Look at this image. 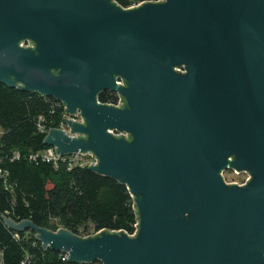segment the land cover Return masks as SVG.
Instances as JSON below:
<instances>
[{
  "label": "water",
  "instance_id": "water-1",
  "mask_svg": "<svg viewBox=\"0 0 264 264\" xmlns=\"http://www.w3.org/2000/svg\"><path fill=\"white\" fill-rule=\"evenodd\" d=\"M0 82L81 115L44 143L92 154L139 215L135 235L8 228L81 264H264V0H0Z\"/></svg>",
  "mask_w": 264,
  "mask_h": 264
},
{
  "label": "trees",
  "instance_id": "trees-1",
  "mask_svg": "<svg viewBox=\"0 0 264 264\" xmlns=\"http://www.w3.org/2000/svg\"><path fill=\"white\" fill-rule=\"evenodd\" d=\"M128 8L133 3L157 0H115ZM107 102L105 97H102ZM57 100L11 88L0 82V264H81L63 259V252L42 247L34 231H14L4 217L29 219L40 227L60 222L73 233L90 235L105 229L136 233L139 215L126 184L98 174L88 166L55 167L32 154L49 148L47 132L63 120ZM19 155V156H17ZM100 262V261H96ZM102 263V262H101Z\"/></svg>",
  "mask_w": 264,
  "mask_h": 264
},
{
  "label": "built area",
  "instance_id": "built-area-1",
  "mask_svg": "<svg viewBox=\"0 0 264 264\" xmlns=\"http://www.w3.org/2000/svg\"><path fill=\"white\" fill-rule=\"evenodd\" d=\"M157 1H160V0H157ZM24 45H29V43H26ZM119 83L124 84V82L122 80H120ZM106 103L107 104H111V105L120 106L121 105V98L117 102H113L112 100H108ZM56 107L59 108V109H62V114H63L62 115L63 116V120H62V122H61V124H60V126L58 128H62L64 130L70 132V128H69V126L67 125V123L65 122V119H64V118H67V117H72L73 120H75V121L76 120H79V121H82V122L84 121V119H83V117L81 115L69 116L66 113V110H65L66 106L63 104V102L57 100ZM39 128L43 132L45 131V132L48 133V131H49L48 129L45 128V126H43L41 124H39ZM2 134H3V130L0 128V137L2 136ZM84 155H87V154L77 153V154H73L71 156H61V155L57 154L56 149L54 147H49V148H47L46 150H44L42 152H38L36 154H32L30 156V158L33 159V160H37L38 158H41L43 161L51 163L55 167H59L60 164H65L68 167V169H71L74 166H89V165H91L93 163H97V159L92 154L89 153L88 155H91L94 158V161L92 163H90V164L85 165L83 162H81V157L84 156ZM17 156H19V155H17ZM237 173H241V172H237ZM0 175H6V172H3V170L1 168H0ZM248 179H250V175L249 174H248L247 180ZM247 180L245 181V183H247ZM227 183H230V182H227ZM135 234L136 233H134L132 235H135ZM86 236H88V235H86ZM63 256H64L63 257L64 260H68V258H69V254L68 253L63 252Z\"/></svg>",
  "mask_w": 264,
  "mask_h": 264
},
{
  "label": "rangeland",
  "instance_id": "rangeland-1",
  "mask_svg": "<svg viewBox=\"0 0 264 264\" xmlns=\"http://www.w3.org/2000/svg\"><path fill=\"white\" fill-rule=\"evenodd\" d=\"M139 3H133L131 6L138 5ZM94 161V158L91 155H84L81 157V162H83L85 165L90 164ZM224 178L227 182H234V181H246L248 178V174L246 172L237 173L233 170H226L224 173ZM52 228L54 230H58L60 228H65L60 222H57L55 220L51 221ZM94 228L89 229L90 234H94ZM93 264H102L101 262H95Z\"/></svg>",
  "mask_w": 264,
  "mask_h": 264
},
{
  "label": "flooded vegetation",
  "instance_id": "flooded-vegetation-1",
  "mask_svg": "<svg viewBox=\"0 0 264 264\" xmlns=\"http://www.w3.org/2000/svg\"><path fill=\"white\" fill-rule=\"evenodd\" d=\"M102 97H105L106 100H112L113 102H117L120 100L121 98V101L123 102L124 104V98L121 96V94L118 92V91H112V90H106V91H103L99 94V100L103 103H106L102 100ZM230 183H236V184H239V185H244L245 184V181L243 182H240V181H234V182H230Z\"/></svg>",
  "mask_w": 264,
  "mask_h": 264
}]
</instances>
